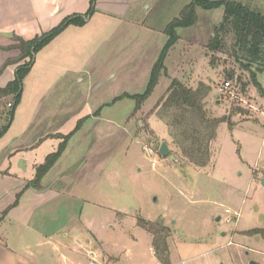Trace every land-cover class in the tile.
<instances>
[{"label":"rangeland","instance_id":"1","mask_svg":"<svg viewBox=\"0 0 264 264\" xmlns=\"http://www.w3.org/2000/svg\"><path fill=\"white\" fill-rule=\"evenodd\" d=\"M229 1L264 15V0ZM191 2L149 1L122 20L97 15L85 30L35 55L13 114V98L0 104V195L8 194L0 206L16 199L13 188L35 179V165L45 164L63 143L43 139L49 121L64 136L83 125L53 172L62 178L54 187L61 195L36 210V217L49 211L46 223L35 231L7 223L3 233L11 245L30 244L43 264L56 259L42 236L62 240L80 264L85 257L92 264H159L153 235L139 224L144 219L158 223L161 237L169 230L175 262L264 264V235L234 233L264 229V96L234 55L233 33L221 35L219 51L208 48L224 9L198 8V22L178 30L167 74L140 110L133 99L115 102L145 92L167 25ZM174 80L200 92L207 119L227 121L213 131L197 114L166 107ZM258 80L264 89V67ZM226 82L230 88L222 92ZM198 127L203 155L193 152L195 158L185 136ZM163 143L170 149L165 156Z\"/></svg>","mask_w":264,"mask_h":264},{"label":"trees","instance_id":"2","mask_svg":"<svg viewBox=\"0 0 264 264\" xmlns=\"http://www.w3.org/2000/svg\"><path fill=\"white\" fill-rule=\"evenodd\" d=\"M95 2L96 0L91 1V7L85 15L70 17L57 28L51 30L48 33H44L43 35L36 37L31 41H24L20 38H16V41L18 42L17 48L21 51L19 61H23L25 59H28V61L18 67L16 78L12 83H10L3 89L0 88V104H2L3 100L13 98L14 105L11 109V115L13 114L15 107L20 101V97L23 91V80L32 69L35 55L40 50L45 48L49 43H51L57 36H59V34H61L68 26H83L86 19L94 13ZM198 8L207 11L217 10L221 8L224 9L222 22L219 26L215 27V34L211 37L208 48L212 52L219 51L222 47L221 35L227 34L229 32L233 33L235 40L234 55L236 59L241 63L242 67L250 73L252 84L256 86L262 96H264V89L258 80V73L264 67V15L261 12L253 10L249 6L236 1L192 0V2L183 9L180 17L175 18L171 23L167 25L165 29L167 42L160 54L158 61L153 67L145 92L143 94L137 95L124 94L116 98L115 102L125 98L133 99L136 101L135 111L140 110L143 103L153 94V92L157 88L161 76L163 74H167L165 61L170 50L180 39L178 30L191 28L198 22ZM254 65H256L257 70L253 69ZM201 99L202 96L199 91H194L190 88L184 87L178 80H174L170 86L169 95L164 105L169 108L174 107L197 114L202 120L203 124L204 122L205 124L211 123V127H213L214 131V128H216L219 124L226 122L227 119H207V114L206 112H204L201 105ZM82 125L83 122H79L76 129L72 133L65 137H62L64 141L59 146L58 151L47 156L45 164L38 167L35 179L26 187V189H42V180L59 161L66 150L68 141L82 127ZM199 129L200 127H198V129L194 128L192 130L193 132H190L187 136H185V140H187L189 144V146H187V153L194 157V153L197 155L200 154L199 156L203 155L201 154L203 133L202 131H200L201 129ZM209 138L212 139L213 134L210 135ZM201 163L204 164L203 162ZM21 195L22 193H19L16 202L3 212V218L12 208L18 205ZM1 221L2 219H0V222ZM139 224L141 227L152 233L153 247L155 249V255L157 256L158 260L162 264H171L170 250L167 242L170 234L169 230L164 229V236L161 237L159 228H155L158 223L140 219ZM247 234L249 236L261 234L264 235V229H253Z\"/></svg>","mask_w":264,"mask_h":264},{"label":"crops","instance_id":"3","mask_svg":"<svg viewBox=\"0 0 264 264\" xmlns=\"http://www.w3.org/2000/svg\"><path fill=\"white\" fill-rule=\"evenodd\" d=\"M91 1L92 0H0V88L3 89L12 83L16 78L18 67L28 61V59L19 61L21 51L17 48L18 42L16 38H20L24 41H31L57 28L70 17L85 15L91 7ZM149 1L153 0H96L94 13L86 19L83 26H68L47 46L62 40L65 36H70L71 34L85 30L97 15L122 20L133 6L148 5ZM148 8H150V6H148ZM33 70L34 68L32 67L30 72H33ZM83 80L84 79H80V81ZM13 103L14 101H12V103L9 102V104ZM52 122L53 121H49L46 129H44L45 135L43 139L54 137L58 140L65 137L60 130H54L56 126L52 124ZM34 139L36 138L34 137ZM48 142L49 141H45L43 146ZM32 149L33 148L29 150ZM32 151L33 152L30 153H34L36 150ZM56 166L57 163L42 180L41 190H35L33 188L25 190L34 179L24 180L20 185L13 188L12 192L16 195V199L11 200L9 203L7 202L6 206H0V219H2L0 222V264H43L35 258L30 244L22 241L21 245H11L8 236L3 233V228L8 223L14 227L16 226L17 230L24 228L26 230L35 231V229L38 230V228H41L42 224L46 223L45 218L49 214V211L43 213L42 216L36 217V210L40 206L45 205L52 197H59L61 195L58 190L54 192V187L59 184L62 179L59 174L56 175L53 173ZM35 168L37 169L38 165H35ZM52 174H54V176ZM19 193H22V195L18 205L12 208L3 218V212L16 202ZM7 196L8 194H1L0 203L4 201ZM25 196H30V198L25 200ZM239 216L240 213L236 218V223L238 222ZM56 218H58V216H56ZM219 221H221V217ZM251 230L253 229L234 231V233L239 232L245 236V234ZM223 235L226 234L224 233ZM41 243L49 246L51 250L49 255L56 259L55 264H80V262H76V260H78L77 254H74L76 251L70 249V246L67 248L62 240L42 236ZM81 246L83 248V245ZM81 246L78 245L77 247ZM82 248L80 249V253L83 254ZM85 260L86 264H92L87 257H85ZM99 262L100 264H112L108 261L105 262V259ZM170 263L183 264L184 262L173 261L170 250ZM159 264L162 263L160 262ZM251 264L257 263L252 261Z\"/></svg>","mask_w":264,"mask_h":264},{"label":"water","instance_id":"4","mask_svg":"<svg viewBox=\"0 0 264 264\" xmlns=\"http://www.w3.org/2000/svg\"><path fill=\"white\" fill-rule=\"evenodd\" d=\"M170 152V149L166 143H163L161 149H160V154L162 156L168 155ZM262 184L264 185V180H262ZM220 220V217L218 218V221Z\"/></svg>","mask_w":264,"mask_h":264},{"label":"built area","instance_id":"5","mask_svg":"<svg viewBox=\"0 0 264 264\" xmlns=\"http://www.w3.org/2000/svg\"><path fill=\"white\" fill-rule=\"evenodd\" d=\"M230 88V83L229 82H226L222 88H221V91L224 92V90H228ZM10 107H13V104H9ZM227 213H230L229 210L226 211Z\"/></svg>","mask_w":264,"mask_h":264}]
</instances>
